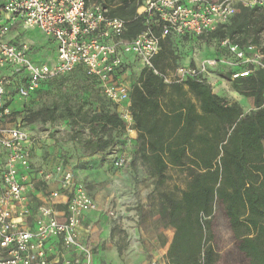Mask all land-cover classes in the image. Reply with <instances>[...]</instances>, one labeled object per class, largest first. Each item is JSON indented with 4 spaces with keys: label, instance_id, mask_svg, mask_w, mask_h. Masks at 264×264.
I'll use <instances>...</instances> for the list:
<instances>
[{
    "label": "built area",
    "instance_id": "obj_1",
    "mask_svg": "<svg viewBox=\"0 0 264 264\" xmlns=\"http://www.w3.org/2000/svg\"><path fill=\"white\" fill-rule=\"evenodd\" d=\"M136 5V16L144 18L147 27L128 40L127 21L110 16L101 4H88L87 0H0V73L11 71L9 78L0 75V264H93V247L81 240L80 228L85 213L99 210L74 173L57 162L41 176L42 182H56L58 189L45 193L36 209L35 228L27 227L31 216L28 201L37 183L26 172L34 146L51 140L55 131L50 128L36 134L8 124L12 104L28 100L42 83L68 75L81 65L99 82L103 97L125 129L132 131L128 89L119 78L126 55L135 56L166 84L204 81L217 68L230 73L233 82L264 69L260 47L247 43L241 48L227 39L219 44L222 56L177 67L170 76L153 65L163 39L207 35L228 25L242 8H264V0H136ZM19 28L37 29L55 43L52 64H36L29 58L30 46L11 37ZM117 153L113 166L119 170L130 158L124 149ZM62 197L66 200L63 212L55 208ZM102 211L121 222L114 210Z\"/></svg>",
    "mask_w": 264,
    "mask_h": 264
},
{
    "label": "trees",
    "instance_id": "obj_2",
    "mask_svg": "<svg viewBox=\"0 0 264 264\" xmlns=\"http://www.w3.org/2000/svg\"><path fill=\"white\" fill-rule=\"evenodd\" d=\"M87 1L88 4H101L108 8L110 16L127 21L125 39L134 38L147 27L145 19L135 14L136 0ZM263 31L264 8H242L228 25L199 39L213 44V57L217 55L215 51L220 42L226 39L241 48L247 43L256 45L264 53V44H260ZM171 43V37L160 42L161 50L153 59L156 68L161 70V61L173 54ZM225 77L230 79V73ZM73 83L99 86V82L79 65L68 75L42 83L32 98L44 93L53 95V88ZM154 85L165 87L151 70L144 69L134 93H145L151 99L156 95ZM183 85L188 87L198 106L191 102H179L176 106L171 101L172 109L165 116L170 121L165 122H171L173 128L167 132L163 129L156 137L151 130L147 132L151 151L148 160L154 176L162 182L167 164H170L181 167L187 178L179 197L167 192L160 195L165 206L161 217L175 229L165 264L217 263L219 256L211 227L219 208L231 231L233 247L243 261L264 264V69L231 82L238 94L253 99L255 110L248 113H244L239 104L213 94L207 84L190 80L185 84H172V88L182 92ZM83 104L71 103L70 98H65L61 106L54 101L36 110H27L26 121L53 124L68 119L73 127L77 125L76 118ZM131 111L135 119L133 107ZM96 122L102 123L103 128L124 129L116 112L101 111ZM92 143H87L86 147L90 148ZM108 144L113 145V142ZM97 145L104 146L100 141Z\"/></svg>",
    "mask_w": 264,
    "mask_h": 264
},
{
    "label": "crops",
    "instance_id": "obj_3",
    "mask_svg": "<svg viewBox=\"0 0 264 264\" xmlns=\"http://www.w3.org/2000/svg\"><path fill=\"white\" fill-rule=\"evenodd\" d=\"M135 14L137 15V9ZM33 31L38 32L39 30L35 29ZM11 34L15 39L18 36L17 31ZM41 36L37 40L29 39L37 45V49L40 50L38 53L41 55L42 52L49 53V58L45 60L41 59L39 54H32L36 46L34 48L31 44H29L30 52L28 56L36 64H52L56 57L55 43L45 35L41 34ZM17 39L16 42L20 43V38ZM38 40L41 42H38ZM171 41L170 50L173 54L166 60L161 61V67L163 68L160 70L153 64L155 69L162 74L170 76L177 67L193 66L200 60L213 57L215 50L213 44L211 42L206 43L200 40L199 37L172 36ZM215 52L216 56H222L220 48ZM123 61L124 65L119 78L128 89V102L135 111V119L133 116L134 129L128 131L124 126V129L107 130V135L101 140L102 145L108 144L109 141L113 142V145L106 144V146L104 145L95 150L94 146L97 141L95 138L93 140L90 138L98 137L100 133H96L102 127V124L97 123L95 118L101 111H114L103 97L100 86L96 84H77L81 88L80 90L84 92L82 94L78 92V96L82 95L85 98L90 92H93V94H96L97 100H90V103L93 104L90 111L87 110L86 112L83 109L79 113L76 118L77 125L72 127V124L68 121L67 126L62 125L61 129H53L55 132L51 140L34 146L30 168L26 174L37 185L36 189L30 194L28 201L31 216L28 218L27 227L30 229L35 228L36 209L43 202L45 193L58 189L56 182H42L41 172H48L53 169L57 162H61L83 184L99 209L98 211L85 213L80 228L81 240L93 247V264H165L166 254L175 229L161 217L165 206L160 199V195L167 192L175 193L179 197L181 190L185 187L181 188L177 181L171 182L170 177L167 175L170 171L181 170L179 166L167 164V171L161 179L162 182L154 176L152 164L148 160L151 151H149L150 136L148 137L147 132L151 130L152 135L156 137L163 129L167 132L173 128L171 122L166 123L169 119L165 117L170 114L172 102L176 106L179 102H191L196 107L198 103L188 91L187 86L183 85L182 92H179L177 89L172 88V84L164 83L157 75L165 87L163 89L154 85L155 97L150 99L145 93L141 95L134 93V87L139 85L141 72L145 68L133 55H126ZM221 74L228 73L224 72L222 68H217L210 73L207 79L196 82L207 84L213 94L225 99L227 102L239 104L244 113L255 110L253 99L238 94L232 88L231 81ZM0 75L9 78L11 71L4 69ZM186 82L175 85L185 84ZM71 85L75 84H62L64 87H70ZM14 86L15 84L9 87V91H12ZM79 101L80 98L76 103H80ZM149 101L153 103L150 104ZM154 103H157V105ZM15 105L16 103L12 104L11 108L15 109ZM83 113L86 117H82ZM91 119H93V122L90 123ZM107 129H110V127L107 126ZM90 140L94 142L92 148L86 147ZM122 149L125 150L130 161L123 169L118 170L114 168L113 161L119 154L117 152ZM183 175L185 176V174ZM179 189L181 190L179 191ZM65 203L66 200L62 197L59 204L55 206L56 210L65 211ZM107 208L114 210L121 222L117 223L106 216L102 210ZM50 243L57 242L51 240ZM1 256L2 252L0 250Z\"/></svg>",
    "mask_w": 264,
    "mask_h": 264
},
{
    "label": "rangeland",
    "instance_id": "obj_4",
    "mask_svg": "<svg viewBox=\"0 0 264 264\" xmlns=\"http://www.w3.org/2000/svg\"><path fill=\"white\" fill-rule=\"evenodd\" d=\"M35 30V29H33ZM31 30H23V29H16L14 31H17V38H20V42L25 43L27 45L31 44L33 45L32 47L36 49H34L32 51V54L36 55L39 54L41 56V59H47L49 58V53L46 54V52H42V55L40 53H38L40 50L37 49V45L32 43L31 39H39V37H42L40 33L35 32ZM13 31V32H14ZM44 36V35H43ZM11 37L14 38V36L11 34ZM31 38V39H29ZM16 39L14 38V41L16 42ZM18 41V39H17ZM40 40H38L39 42ZM41 42V41H40ZM260 44L263 45L264 44V31L262 32L261 36H260ZM44 50V49H43ZM49 50V49H48ZM225 72V71H224ZM222 76H226L227 74H221ZM74 84V83H73ZM78 85H71L70 87L68 86H60L59 88H53V95H49L44 93L42 94L40 97H34L31 98L29 100L23 101L22 103H16L15 105V109H14V114L11 115V118L8 120V124L10 125H20L23 127H26L28 129V131L33 130L31 132H36V134L51 128H58L61 129L62 125L67 126L66 124L68 123L69 120H61L60 122L57 123H46V124H42V123H38V122H34V123H28L26 121V112L27 110H36L44 105H50L52 102L56 101L57 104L59 106H61L63 104V101L65 98H70L71 103H76L78 101V99L80 98V103L83 102V108L84 110L90 111L93 108V104L90 103V100H97L96 94H93V92H90L89 95L85 98L81 96H78V92H80L81 94L84 93L83 90H80L81 88H79ZM49 88H47L48 90ZM61 110L63 109L62 107H60ZM89 108V109H88ZM85 113L82 114V117H86L84 115ZM84 119V118H83ZM96 119V118H95ZM85 120V119H84ZM90 123L93 122V119H91L89 121ZM102 124V123H101ZM100 125V124H99ZM35 130V131H34ZM107 130H111V129H107V128H103L101 127L100 130L97 131L96 134L100 135L98 137L94 136L92 138H90L91 140H93V138L98 139V141L101 142L102 138H104L107 134ZM92 135H94L91 132ZM89 141L90 143L93 141ZM97 141V142H98ZM88 142V143H89ZM97 142L95 144V150H98L101 147H98ZM102 143V142H101ZM93 143L91 144L92 148ZM88 147V145H87ZM89 148V147H88ZM169 180L172 181H177L179 183V186H181V188L185 187V184L187 182V178L183 175L182 170H177V171H170L168 174ZM181 189H179L180 191ZM211 231H212V235H213V244L215 246V249L217 251L218 254V261L216 264H246L243 259L241 258V256L236 252V250L233 247V239H232V234L231 231L229 229L228 223L226 218L223 216V213L221 211V209H217L213 220H212V227H211Z\"/></svg>",
    "mask_w": 264,
    "mask_h": 264
}]
</instances>
